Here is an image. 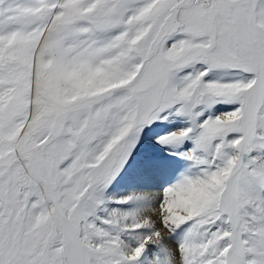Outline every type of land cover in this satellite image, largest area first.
Here are the masks:
<instances>
[{"label":"rangeland","instance_id":"374dc122","mask_svg":"<svg viewBox=\"0 0 264 264\" xmlns=\"http://www.w3.org/2000/svg\"><path fill=\"white\" fill-rule=\"evenodd\" d=\"M178 1L0 0V264L1 257L7 264H77L64 229L61 238L55 234L59 208L75 227L87 264H140V256L129 261L120 252V245L136 241L111 229L106 208L119 202L112 206L105 195L143 152L146 131L168 117L180 131L148 145L189 161L201 158L221 175L218 196L223 178L239 172L237 246L247 264H264V104L245 165L236 167L246 92L254 81L252 52L240 35L246 29L257 54H264V0H212L210 9L190 16L179 7V18L193 30L164 37L154 59L142 65L154 32ZM201 62L207 71L225 68L229 82L234 70L245 72L247 81L208 84L206 70L197 71ZM220 110L231 117L221 119ZM52 131L47 149L57 210L35 178L36 171L47 180L41 152L38 169L29 157ZM189 145L193 151L182 148ZM28 176L35 181L27 190ZM214 215L210 237L218 248L230 225L219 211ZM175 230L168 236L175 253L193 261L189 250L200 240L199 227Z\"/></svg>","mask_w":264,"mask_h":264},{"label":"bare ground","instance_id":"6f19581e","mask_svg":"<svg viewBox=\"0 0 264 264\" xmlns=\"http://www.w3.org/2000/svg\"><path fill=\"white\" fill-rule=\"evenodd\" d=\"M211 4L212 0H184L181 4L174 6L173 13L167 17L165 23L164 29L167 31L166 33L173 34L179 29L186 28L193 30L186 26L183 19L179 18L180 9L189 11L188 16H190L195 10L206 11L210 9ZM201 5H203V8H199V6L202 7ZM179 7L182 8L178 9ZM50 21L51 18L47 21L46 26ZM156 32L152 36L151 43L155 39L154 36L158 35H156ZM240 36L248 50L252 52L251 64L253 65L254 78L253 84L246 92V108L242 117L243 145L241 150L243 151L244 148L250 145L251 136L257 137V120L262 107L260 105L264 104V54H257V49H255L252 38L246 29L243 28ZM151 43L145 53H147ZM38 49L39 45L37 44L34 51L37 53ZM36 53L34 54L36 55ZM154 53L151 52L150 56L145 60V64L147 62L150 63L154 59L157 52L154 51ZM136 76L133 77V80H136ZM154 76L153 74L146 81L152 80ZM207 82L208 84L216 83L215 79L212 81L207 80ZM218 113L217 116L219 115L218 117L221 119H229L231 117V115L223 116L224 112L221 113V110ZM224 114L226 115V113ZM179 131L180 124L176 123L172 117H168L160 125L149 128L146 134L143 135L142 142H140V145L144 148L143 152L136 155L110 189L107 192L105 191L108 203L111 201L119 202L117 203L119 204L117 209L113 207L106 208L107 216L112 222L111 229L119 232L120 235L130 236L131 239L136 241H134L135 245L138 244L136 247L129 243L120 245V252L124 253L129 261L133 258L135 260L140 256V264H183V262L184 264H243V262L247 264L241 250L237 246L236 236L232 239L228 238L227 242L216 248V244L211 241L213 237H210L211 229L209 228V219L215 216L214 214L217 211L223 214L227 221L229 220L233 223L232 225L236 222L237 225H240V219H235L240 216L239 204L241 203V197L236 187L239 180V172H233L227 178H223L224 189L218 196L216 194V180L221 178V175L218 174L219 172L211 173V169H206V165L201 158L189 161V158L184 156V154L174 157L167 155L164 152L165 148L158 150L154 145H148L149 142L155 141L161 135L168 132L178 133ZM186 147H188L189 151H193L191 145L183 146L182 148L186 149ZM33 153L35 155L33 160L36 162L34 164L38 169L40 157L36 155V151ZM247 154L248 151L239 152L241 156L238 161L241 164L240 166L245 165ZM17 157L22 164L20 155L17 154ZM42 157L44 158V171L46 172L47 180L42 179L40 173L36 171L35 174L37 176L35 178L39 179V186H43L46 189V192L43 190L44 198L51 199L53 203H57L55 195L58 184L55 182V173L51 169L52 159L49 156L47 147L43 151ZM35 178L30 176L26 180L25 189L28 190L33 186ZM260 201L264 207V190ZM52 206H50V209ZM61 213L62 215L58 222L62 228L57 225L56 229L58 230L55 229V234L60 237L61 231L64 229L63 235L65 236L66 234L65 238L67 237V241L71 244L77 264H87L84 260V253L79 247L80 244L75 238V227L70 223L67 214L64 211ZM230 222L229 225L231 224ZM114 223L117 227L114 226ZM192 223L199 227L200 233L197 235H199L200 240L198 243L195 241V246L190 248V250L188 249L191 252L190 258L194 256V260L186 261L184 259L187 258V255L183 253L184 251L175 253L176 249L175 251L173 249L174 243L168 236L169 232L174 231L175 228L178 229V226ZM47 228V231H54L51 226ZM175 231L174 233H177L178 230ZM231 233L232 236L236 235L235 230L231 231ZM154 253H156L155 256H153ZM1 260V264H7L2 257Z\"/></svg>","mask_w":264,"mask_h":264},{"label":"water","instance_id":"95a60500","mask_svg":"<svg viewBox=\"0 0 264 264\" xmlns=\"http://www.w3.org/2000/svg\"><path fill=\"white\" fill-rule=\"evenodd\" d=\"M184 0H179L178 2H176L174 5L171 6L170 8V12L166 15L165 18H163L162 22H161V25L157 28V32H156V35L157 36H154V41L151 43V46L150 48L148 49L146 55H145V59H144V62H143V65L145 63V60L148 58V56H150L151 52L154 53V51L158 50V47L163 39V37L167 36L168 34L166 33L167 31L164 29L165 28V23L167 21V17L170 16L173 11H174V6L178 5V4H181V2H183ZM155 54V53H154ZM140 72V71H139ZM64 113H61L59 114L58 118H56V121H55V124L56 125L58 123V120H60L62 117H63ZM54 127V126H53ZM53 132H51L52 134ZM253 138V135L251 136L250 140ZM45 143L42 144L41 147H44L47 143H48V137L46 138V140L44 141ZM37 148V147H35ZM247 148V147H246ZM246 148L243 149V151L241 150V153H243L244 151L247 152ZM242 155V154H241ZM35 157V156H34ZM241 158V157H240ZM237 165V168L240 167L241 164H239V162L236 164ZM233 238V237H232ZM243 264H245L243 262Z\"/></svg>","mask_w":264,"mask_h":264},{"label":"crops","instance_id":"0c3cea01","mask_svg":"<svg viewBox=\"0 0 264 264\" xmlns=\"http://www.w3.org/2000/svg\"><path fill=\"white\" fill-rule=\"evenodd\" d=\"M197 66H198V70H197L198 73L206 70V68H207L205 65H203V62L198 63ZM206 71L204 72L206 79H211V80L215 79L216 82H220V83H230V82H239V81L245 82V81H247V78L245 77V72L240 73V71H237V70L233 71V74L231 76V78L233 80L230 82L225 78L227 75V70L225 68L216 67V69H214L212 71H210V70L207 72ZM216 76H218L221 80L216 79Z\"/></svg>","mask_w":264,"mask_h":264}]
</instances>
